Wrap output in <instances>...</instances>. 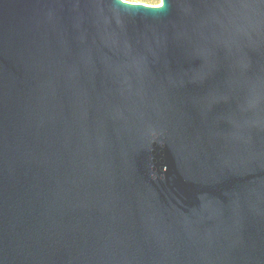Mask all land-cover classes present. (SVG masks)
<instances>
[{
	"label": "water",
	"instance_id": "1",
	"mask_svg": "<svg viewBox=\"0 0 264 264\" xmlns=\"http://www.w3.org/2000/svg\"><path fill=\"white\" fill-rule=\"evenodd\" d=\"M0 264H264V0H0Z\"/></svg>",
	"mask_w": 264,
	"mask_h": 264
},
{
	"label": "rangeland",
	"instance_id": "2",
	"mask_svg": "<svg viewBox=\"0 0 264 264\" xmlns=\"http://www.w3.org/2000/svg\"><path fill=\"white\" fill-rule=\"evenodd\" d=\"M129 1L142 2V3L149 4V5H157V4H160V0H129Z\"/></svg>",
	"mask_w": 264,
	"mask_h": 264
}]
</instances>
